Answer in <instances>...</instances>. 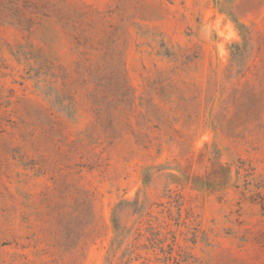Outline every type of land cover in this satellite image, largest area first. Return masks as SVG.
Masks as SVG:
<instances>
[{
    "label": "rangeland",
    "instance_id": "obj_1",
    "mask_svg": "<svg viewBox=\"0 0 264 264\" xmlns=\"http://www.w3.org/2000/svg\"><path fill=\"white\" fill-rule=\"evenodd\" d=\"M0 264H264V0H0Z\"/></svg>",
    "mask_w": 264,
    "mask_h": 264
}]
</instances>
